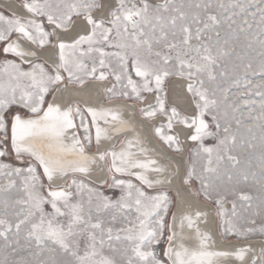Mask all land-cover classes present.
Wrapping results in <instances>:
<instances>
[{
  "label": "snow or ice",
  "instance_id": "1",
  "mask_svg": "<svg viewBox=\"0 0 264 264\" xmlns=\"http://www.w3.org/2000/svg\"><path fill=\"white\" fill-rule=\"evenodd\" d=\"M23 9L27 17L0 12V56L19 61L0 62V158L14 154L26 163L13 167L0 160V178L7 180L0 184V193H18L14 199L0 201L4 247L0 264L243 261L250 248L231 251L213 246L211 232L200 227L201 220L207 224L206 212L177 218L170 213L174 201L166 191L150 195L144 190L171 184L179 168L171 172L151 158L136 127L121 111L71 100L62 105L57 94L61 85L64 90L69 85L83 88L91 80L105 81L110 76L115 82L106 89L109 100L143 104L153 94L155 103L148 102L139 112L148 120L158 115L167 118L166 124L154 129L163 144L179 154L183 152L179 136L167 132L176 124L194 130L188 138L199 146L183 183L198 180L200 187L195 193L189 189L188 195L202 196L217 206L221 236L246 238L257 231L264 236V222L258 228L238 224L243 219L255 225L254 217L264 221V211L241 217L235 200L230 212L225 207L229 195L252 207L253 196L237 188L251 179L264 209V0H23ZM77 28L83 31L72 35ZM25 44L54 49L56 58L51 64L41 62L37 51ZM245 49L256 54L258 63L245 60ZM225 61H232L233 82L241 68L245 77L250 73L262 78L254 90L260 97L258 107L255 100L245 101L247 122L235 115L239 109L228 102L227 89L217 83L218 68L220 77L229 75ZM172 76L188 81L192 115L167 105L165 81ZM206 82L216 86L206 87ZM241 128L251 139L239 147L258 159L259 172L238 169L235 174L225 173V182L224 162L233 168L241 164L232 154ZM125 133H131L130 138L125 139ZM113 136L124 145L119 151L87 154L86 146L93 139L99 145ZM210 137L217 141L214 146L204 144ZM98 162L104 163L111 180L104 183L120 189L118 198L77 178V174H90ZM149 173L159 178L151 179ZM18 252L26 255L9 258Z\"/></svg>",
  "mask_w": 264,
  "mask_h": 264
},
{
  "label": "water",
  "instance_id": "2",
  "mask_svg": "<svg viewBox=\"0 0 264 264\" xmlns=\"http://www.w3.org/2000/svg\"><path fill=\"white\" fill-rule=\"evenodd\" d=\"M0 9L7 14H16L23 17L28 16V13L23 9V3L19 1L17 2L16 0H8L6 2L0 0ZM13 38L15 39V37ZM25 46L31 47L33 50L37 51L41 62H47L51 64L53 60L56 58V53L54 49L51 48L37 49L35 48V46L28 44H25ZM15 59L18 60V58ZM26 59L31 60L35 58L29 57ZM174 80L175 79H173L170 82L169 87ZM70 100L76 101L81 105L113 108L121 111L123 118L126 120H131L132 124L136 127L137 132L140 134L141 139L144 141V147L150 150L149 156L151 158L159 160L161 165L168 166L171 172H175L176 169L179 168V172L172 177L171 184L168 183L157 184L154 185L153 188H147V186H145L144 189L148 191L164 190L171 192L174 197V206L171 213L174 212L177 215V218H179V216L184 213H189L194 216L195 212L197 211L206 212L208 214L206 217L207 224H205L203 220H201L200 227L202 230L211 232L213 241H215L213 245L215 248L226 249L231 251H234L241 247L251 249V251L247 253L243 261L235 260L233 258V264H253V261H255V264H263L264 260H263L262 247L259 242L251 241V242L240 243L231 240L229 242H224L220 238L216 226V218L215 215H213L212 207L206 204V202L203 201V199L200 200L196 196L188 195V190L190 188L184 186L183 183L184 170L180 163V162L184 163L185 161L183 160L182 157H178L177 155H174L173 153L169 152L161 143L158 142V140L153 135V125L139 115L138 107L134 103L123 100L106 102L105 88L100 83L94 81L89 82L83 88H78L69 85L67 90H64L63 85H61V93L57 94V102L64 105ZM170 104L173 107L179 108L175 104L172 103ZM123 136L125 139L130 138L131 133H125L123 134ZM122 147H124V145L118 142V137L113 136L111 140H107V141L102 140L99 145H96L94 140L93 149H89L86 146V151L87 154L90 156H98L99 153L103 152L104 150L114 149L119 151L120 148ZM13 156L16 159L14 154ZM101 168H103L104 171H100ZM77 177L83 178L86 181L98 187H104L106 185L104 183L106 179L109 181V178L107 176V169L103 162H98V164L93 167V171L90 174L88 175L77 174ZM149 177L151 179L159 178L155 173H149ZM123 178H128V177H123ZM132 179L137 183H139V181L135 180V178ZM59 183H63V181H59ZM178 190L180 192L179 197H177ZM185 232L186 233L188 232L187 228H185ZM191 243H194V241H192Z\"/></svg>",
  "mask_w": 264,
  "mask_h": 264
},
{
  "label": "rangeland",
  "instance_id": "3",
  "mask_svg": "<svg viewBox=\"0 0 264 264\" xmlns=\"http://www.w3.org/2000/svg\"><path fill=\"white\" fill-rule=\"evenodd\" d=\"M18 1L23 3V0H18ZM0 12L5 13L1 9H0ZM5 14H7V13H5ZM0 46H2V45H0ZM237 51L239 52L240 49L237 48ZM244 53H245V60H247L248 58H253V62L258 63V57H256V54L254 52H251L250 50L245 49ZM6 58L7 59H15V58H12L9 56L8 57L0 56V62L5 60ZM17 62H19V61L17 60ZM224 67H225V70L228 72L229 75L227 78L220 77L219 74H220L221 69L218 68L216 70L217 76H218L217 83L219 85L223 86V88L227 89L228 102L230 104L236 106L239 109V111L236 112L235 115L238 118L247 122L249 105L245 104V101L255 100V101H257V107H258V102L260 100V97L254 94V90H255V86L257 84L261 83L262 78L259 74L252 75L250 73L245 77V74L241 68L240 71L235 73V80L237 82H233L234 77H233V72H232V61H225ZM176 78H177V76H172V77H169L165 81L166 91L169 87L170 82ZM109 80L111 82V87H112V84L115 82L114 78L110 76ZM91 81H93V80H91ZM245 84H248L249 88H246ZM205 86L209 87V88H214L216 85H210L206 82ZM249 89H252V90H249ZM149 95H151V93H149L148 96ZM217 96H220L219 92L217 93ZM118 99H123V98H113L111 100L107 99V101L118 100ZM128 101L135 102L133 100H128ZM167 105L170 107H173L170 104L168 97H167ZM159 117H165V116H159L158 115L156 118H159ZM206 119H208L209 123L211 124L210 117H206ZM166 123H167V120L165 121V124ZM177 125H182V124L174 125L171 132H167V129H166L167 134H175V126H177ZM233 129L234 130L236 129L235 123H233ZM245 139L250 140L251 137L247 135L246 129L241 128L240 132L237 135V148H235L232 152L233 155H237L239 157V159L241 160V164L237 168H233L230 162H228V161L224 162V165L221 166V177L225 180V182H226L225 173L235 174L238 171V169H247L249 172H257V173L259 172V161H258V159H256L252 155L251 151H244L243 149H241L239 147ZM161 143H163V142H161ZM216 143H217V141L215 140V138L210 137V138H205V140H204V144L206 146H214ZM198 146H199L198 142H195L192 145L191 150H189V152H188L187 170L191 166L192 160L195 159L193 153H194V150L196 148H198ZM92 147H93V144L88 146L89 149H92ZM173 152H174V150H173ZM190 157H191V159H190ZM0 160H3L4 163H11L13 165V167H25L26 166V163H21V162L17 161L13 155H10V156L5 157V158H0ZM199 169H200V166L197 165V170L199 171ZM77 178H79V177H77ZM121 178H123V177H121ZM79 179H83V178H79ZM125 179H128V178H125ZM83 180L85 181V183H89L85 179H83ZM4 183H7V180L5 178H0V184H4ZM133 183L139 184L134 180H133ZM108 184H111L110 178H109ZM108 184H106L104 187H98V186H95V185L90 183V186L97 188L98 191L103 192V194L106 196L113 197L114 199L118 198L120 195V189L111 188L108 186ZM190 185H192L196 191L200 187L198 180H194L193 183ZM237 188H238V190H242L244 193H247V194H250L253 196V200L251 201L252 207L248 208L249 202L239 200L236 195H229L228 202L225 204V207L229 210V212L231 211V202L233 200H235L237 203V209H238V212L240 213L241 217H253L254 212L264 211V209H261L259 207V205H260V199H259L260 193H259L257 187L254 186L251 179L249 180V182L247 184L241 183V184L237 185ZM144 190L146 192H148L150 195H156V194H158V191H164V190L148 191L146 189H144ZM166 192L168 193L170 199H172L174 201L172 193L169 191H166ZM17 195H18V193L16 191H11L8 193H0V201H2L3 199H6V198L7 199H14ZM199 197H201V199H203L202 196H199ZM84 198L86 201L87 200V193H85ZM204 201H206V200H204ZM206 202L211 204L213 207H215V209L217 211V206L212 201H206ZM173 206L170 207V213L172 212ZM254 218L256 219L255 225L245 224L243 219H240L238 221V224L242 225L244 227L258 228L260 226V224L264 221H262L259 217H254ZM217 227H218L219 234H220L221 233V218L218 216H217ZM220 236H221V234H220ZM221 237L226 241H228V240H235V241H239V242H245V241H249V240H263L264 241V236H262L259 233V231L248 235L246 238H236V237H231V236H229L227 238H225L223 236H221ZM21 243H24V241L22 240ZM8 252L10 253V250H8ZM24 255H26L24 252L11 253L9 258L19 260ZM3 256H4L3 241L0 240V259H3Z\"/></svg>",
  "mask_w": 264,
  "mask_h": 264
},
{
  "label": "bare ground",
  "instance_id": "4",
  "mask_svg": "<svg viewBox=\"0 0 264 264\" xmlns=\"http://www.w3.org/2000/svg\"><path fill=\"white\" fill-rule=\"evenodd\" d=\"M2 1L6 2L8 0H2ZM16 1L18 2V0H16ZM151 2H153V3H161V2H163V0H151ZM81 31H83L82 28H77V29H75L73 31L72 35H75L76 32H81ZM93 81L100 83L105 88L106 102L117 101V100L107 101L108 93L106 92V89L111 87V82H110L109 79L105 80V81H98V80H93ZM89 82H91V81H89ZM187 83H188L187 80L177 77L173 81V83L170 85V87H168V89H167L168 96L167 97H168L170 103L175 104L176 106H178L180 108V109L179 108H177V109L182 114L192 115L193 111H194V100H193L192 95L190 93H188L187 90H186L187 89ZM71 86H74V85H71ZM74 87H77V86H74ZM118 100L128 101V100H124V99H118ZM128 102H132V101H128ZM148 102L155 103L153 94L149 95L148 96V101H146L143 104L137 103V102H132V103H134L138 107V110H139L141 107H146ZM139 115L141 116L140 112H139ZM142 118L145 119L144 117H142ZM145 120L153 125V135L158 140V142L161 143V141L155 135L154 129H155L156 126H158L160 124H165V121L167 119L165 117H159V118H155V119H151V120H148V119H145ZM193 131L194 130H192V129L185 128L184 125L175 126V135L179 136L180 141H181V146L183 148V152H181L179 154L173 152V150L169 149L166 145L161 143L169 152L173 153L174 155H177L178 157H182L183 160L185 161L184 163L180 162L181 165H182V168L184 170V178L186 176V171H187V166H188V152H189V150H191L192 145L195 143V142L191 141L188 138L189 135ZM92 144H93V147H94V140H93ZM88 146H87V148H88ZM93 147H92V149H93ZM184 186L185 187H189L192 190V192H194V193L196 192V190L194 189V187L192 185H190V184L189 185H185L184 184ZM196 197L201 200V197H199V196H196ZM173 199H174V197H173ZM206 204H208L209 206L212 207L213 215H215L216 226H217V215H216L217 211H216L215 207H213L211 204H209L207 202H206ZM217 230H218V227H217ZM218 233H219V230H218ZM219 236H220V234H219ZM220 238L224 242H229L230 241V240H228V241L224 240L221 236H220ZM231 241L239 242V241H235V240H231ZM251 241L259 242L261 244L262 249H264V241L263 240H249V241H245V242H251ZM245 242H240V243H245ZM263 260H264V253H263ZM263 264H264V261H263Z\"/></svg>",
  "mask_w": 264,
  "mask_h": 264
}]
</instances>
